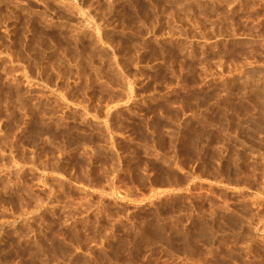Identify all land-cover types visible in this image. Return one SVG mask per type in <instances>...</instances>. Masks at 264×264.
I'll return each instance as SVG.
<instances>
[{"label": "rangeland", "instance_id": "obj_1", "mask_svg": "<svg viewBox=\"0 0 264 264\" xmlns=\"http://www.w3.org/2000/svg\"><path fill=\"white\" fill-rule=\"evenodd\" d=\"M0 264H264V0H0Z\"/></svg>", "mask_w": 264, "mask_h": 264}]
</instances>
